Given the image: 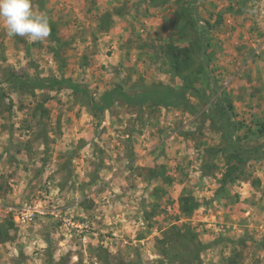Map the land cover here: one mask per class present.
I'll use <instances>...</instances> for the list:
<instances>
[{
    "label": "rangeland",
    "instance_id": "1",
    "mask_svg": "<svg viewBox=\"0 0 264 264\" xmlns=\"http://www.w3.org/2000/svg\"><path fill=\"white\" fill-rule=\"evenodd\" d=\"M187 1L213 52V70L201 81L209 102L190 96V109L154 110L118 102L99 118L70 88L33 96L2 84L0 223L14 226L12 238L0 242V264H230L234 256L239 264H264V133L257 132L264 122V0ZM44 3L41 9L31 0L33 12L52 17L70 42L63 71L49 37L10 38L0 21L2 78L70 77L95 99L140 78L180 83L160 67L161 46L174 38V0ZM121 8L109 31H96L101 14ZM44 95L48 115H34ZM226 98L236 113L231 120L212 110ZM229 123L253 157L244 166L247 178L220 190L226 152L219 149L228 146ZM153 167L173 183L149 176ZM183 189L200 203L189 219L178 210ZM39 202L42 214L17 221L24 205ZM184 223L198 235L192 242L173 234ZM198 244L206 247L196 258L177 256Z\"/></svg>",
    "mask_w": 264,
    "mask_h": 264
},
{
    "label": "trees",
    "instance_id": "2",
    "mask_svg": "<svg viewBox=\"0 0 264 264\" xmlns=\"http://www.w3.org/2000/svg\"><path fill=\"white\" fill-rule=\"evenodd\" d=\"M169 0H149L152 6L164 5ZM41 4L40 8L44 9V0H38ZM175 11L173 17V23L175 24L174 38H170L161 46V63L160 67L163 72L169 75L173 79H180L178 85L171 83H165L163 81H157L153 83H146L142 78L134 82L131 87H126L124 84L118 83L112 88L106 90L102 95L95 99L87 87H84L74 82L70 77H55V76H20L13 72H8L2 76L0 75V101L6 96L5 88L2 84L7 83L12 89L18 92H25L29 95H36L37 90L48 89H60L67 87L73 90L77 94L83 104L97 117H103L104 113L118 102L126 104L130 107L141 110L143 108L159 109V108H184L190 109V96H194L204 102H209V97L206 93V89L201 85V81L204 75L208 71L213 69L210 64L213 59V52L210 51L211 43L207 40V37L201 35L200 18L194 11V7L189 4L187 0H174ZM121 9H113L101 14L98 25L96 27L97 32L109 31L114 23V15L121 14ZM50 25L51 50L54 56L58 59L59 68L63 71L66 60L64 58V49L70 45V42L64 39L60 33L57 22L52 17L46 14ZM221 19L218 21L220 22ZM209 30L213 28V24L207 23ZM183 41L177 43L176 40ZM1 71V67H0ZM48 95H44L43 101L39 102L35 106L34 115L40 112L41 116H47L48 110L45 108L44 103L48 99ZM219 108L221 110V116L227 117L231 120L236 116L234 112V105L228 98L224 99V102H218L212 106V110ZM228 128L225 129L226 139L228 140V146L226 148H220L219 151L226 152V169L222 173V177L219 179L221 182V188H224L229 182L235 183L241 180V178H247L244 166L253 157V154L249 149L241 147L236 141L241 137L237 136L233 138V134L236 130L234 127L236 124L229 123ZM242 123L240 124V126ZM236 130V131H235ZM259 134L264 133V122L260 123V128L257 131ZM149 176H159L163 183L166 185L172 184L174 178L166 174V171L159 167H153L148 170ZM254 186L260 185V179L256 178L252 181ZM199 201L190 193L187 189H183L181 195L178 198V210L180 215L189 219L194 211L199 207ZM14 226L13 221H9L8 225L0 223V242H6L12 238L10 228ZM182 226H174L172 229L173 234L178 237L183 236L187 241L188 239L197 238V233L192 231V228L184 223ZM167 234V233H166ZM189 235V237H187ZM192 242V241H191ZM203 247L202 244L195 246L194 251H190L185 254H178V257L192 256L196 258ZM195 253V254H194ZM230 264H239L237 257L230 258ZM110 264V263H108ZM117 264H128L119 262Z\"/></svg>",
    "mask_w": 264,
    "mask_h": 264
},
{
    "label": "clouds",
    "instance_id": "3",
    "mask_svg": "<svg viewBox=\"0 0 264 264\" xmlns=\"http://www.w3.org/2000/svg\"><path fill=\"white\" fill-rule=\"evenodd\" d=\"M0 21L10 38L19 36L33 42H43L50 36L47 16L35 14L31 0H0Z\"/></svg>",
    "mask_w": 264,
    "mask_h": 264
},
{
    "label": "built area",
    "instance_id": "4",
    "mask_svg": "<svg viewBox=\"0 0 264 264\" xmlns=\"http://www.w3.org/2000/svg\"><path fill=\"white\" fill-rule=\"evenodd\" d=\"M41 207L42 205L40 202L36 205H24L16 215L17 221H20L21 223L32 221L38 214L43 213Z\"/></svg>",
    "mask_w": 264,
    "mask_h": 264
}]
</instances>
